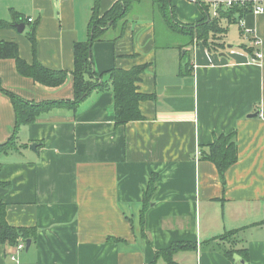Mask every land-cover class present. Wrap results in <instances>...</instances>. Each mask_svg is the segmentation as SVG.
<instances>
[{
  "label": "crops",
  "instance_id": "obj_1",
  "mask_svg": "<svg viewBox=\"0 0 264 264\" xmlns=\"http://www.w3.org/2000/svg\"><path fill=\"white\" fill-rule=\"evenodd\" d=\"M117 1L0 0V40L17 43L28 63L36 58L70 73L74 46L89 39L94 11L103 16ZM172 3L182 24L206 16L199 1ZM244 20L249 33L238 24L239 46L227 47L226 32L214 43L218 50L200 41L184 58L190 36L172 32L153 0H141L94 41L95 71L147 65L138 85L153 98L140 103L143 120L117 126L113 91L93 90L78 105L55 106L21 128L19 148L0 156V202L10 225L35 228L36 235L21 251L0 243V264H150L174 242L196 247L176 252L175 264H235L223 251L231 248H247V264H264V58L250 62L247 49L264 55V12ZM186 62L190 73L181 74ZM0 81L37 103L74 99L71 75L62 86H43L21 74L13 58L0 59ZM15 121L12 100L0 90V145ZM233 131L238 160L223 179L201 148ZM152 175L155 190L141 223ZM234 230V243L219 239Z\"/></svg>",
  "mask_w": 264,
  "mask_h": 264
},
{
  "label": "trees",
  "instance_id": "obj_2",
  "mask_svg": "<svg viewBox=\"0 0 264 264\" xmlns=\"http://www.w3.org/2000/svg\"><path fill=\"white\" fill-rule=\"evenodd\" d=\"M140 1L141 0H118L103 16H99L97 10L94 11L90 22L89 39L77 42L74 46V69L70 73L66 70L48 69L36 58L32 63H28L20 56L17 43L0 40V59L13 58L16 61L17 69L21 74L32 77L35 82L47 87L62 86L71 75L74 87L73 100L37 103L26 100L10 92L2 86L0 81V90L11 98L16 116L14 132L6 143L0 145V156L10 150L19 148L18 138L23 126L35 122L41 114L51 110L55 106L68 105L74 107L78 105L84 101L93 90L111 89L113 91L114 115L117 126L144 119L140 103L141 101L152 99L153 96L141 92L138 84L142 79V74L145 72L147 65L135 66L132 69L115 67L104 73H98L94 69L92 60V46L94 41L103 39L108 28L117 27L119 22L126 17L132 6ZM198 1L203 5L202 7L205 9L206 16L200 23L187 25L182 24L177 20L172 0H153L155 11L159 14L168 29L174 33L190 36V43L187 45L189 48H185L183 55L184 58L189 57L193 45H196L200 41H202L210 51L217 50V47L215 46L216 40L220 39V37L227 32L222 26V20L226 18L230 24H239V19L245 18V16L250 13L236 8L233 11L230 10L229 12H223L219 18H210L208 6L202 0ZM20 23H23V20ZM2 24L3 23L0 22V25ZM125 24L126 22L123 24L124 27L120 36H122L124 32ZM240 29L241 33L245 34L241 26ZM28 35L36 55L35 27H33ZM217 46H221V48L225 47L224 44L221 43H217ZM247 49L250 54L253 53V48ZM187 67L188 63L186 62L183 64V72H181V74L190 73V71L187 70ZM201 158L213 162L221 177L224 179V173L226 170L238 160L236 131H233L230 134L216 136L211 144L201 148ZM1 168L2 163L0 161V170ZM155 182L156 175H152L148 188L144 193L143 207L141 210V223H143L144 213L151 202V197L155 190ZM1 184L2 183H0V185ZM142 233L145 235L144 230ZM237 233L238 231L234 230L219 237V239L223 240L228 238L230 240L229 243L232 244L237 240L235 237ZM35 235V228L14 227L10 225L7 220L6 205L5 203L0 202V243H7L13 245L15 248L20 242H26V240L34 238ZM195 248V245L190 242H174L168 248L158 250L154 261L150 264H155L160 258H164L169 264H175L173 256L176 252L179 250H191ZM223 251L232 260L234 254H239L246 260V262L249 261L247 248L241 250H234L231 248L230 250L226 249Z\"/></svg>",
  "mask_w": 264,
  "mask_h": 264
},
{
  "label": "built area",
  "instance_id": "obj_3",
  "mask_svg": "<svg viewBox=\"0 0 264 264\" xmlns=\"http://www.w3.org/2000/svg\"><path fill=\"white\" fill-rule=\"evenodd\" d=\"M198 1V0H194ZM209 8L210 18H219L223 12H229L230 10H235L236 8L243 10L244 12H250L255 14H260L264 12V0H202ZM237 15V13H236ZM245 18L239 19V25L242 27L245 34H248L249 31L245 28ZM32 20V19H30ZM252 44L258 47L261 44V40L256 36L252 39ZM223 48H226L223 47ZM208 49V48H207ZM218 50V49H217ZM209 51V50H208ZM263 52L261 48L253 49V53H249V61L255 63H262L263 62ZM200 152H198V155ZM26 248V242H20L16 250L21 251ZM13 259H16L13 256Z\"/></svg>",
  "mask_w": 264,
  "mask_h": 264
},
{
  "label": "rangeland",
  "instance_id": "obj_4",
  "mask_svg": "<svg viewBox=\"0 0 264 264\" xmlns=\"http://www.w3.org/2000/svg\"><path fill=\"white\" fill-rule=\"evenodd\" d=\"M223 27L227 30V34L224 36L225 42L227 44L229 43V44L239 46L243 38L241 37L238 24H235V23L225 24L224 23ZM177 36L178 35H173V37L170 38V40L174 41L177 38Z\"/></svg>",
  "mask_w": 264,
  "mask_h": 264
},
{
  "label": "water",
  "instance_id": "obj_5",
  "mask_svg": "<svg viewBox=\"0 0 264 264\" xmlns=\"http://www.w3.org/2000/svg\"><path fill=\"white\" fill-rule=\"evenodd\" d=\"M16 27H17V29H18L19 32H23L24 29H25V24L24 23H18V24H16ZM227 47L228 48H233V45L232 44H229ZM220 56H227V53L226 52H221L220 53ZM37 146L38 145L36 143H33V144L30 145V148L35 149ZM30 244H31V240L28 239L26 241V248L27 249L29 248ZM233 261L236 264H238V263L247 264L246 260L241 255H239V254H234Z\"/></svg>",
  "mask_w": 264,
  "mask_h": 264
}]
</instances>
